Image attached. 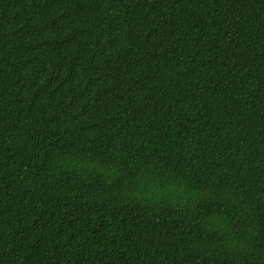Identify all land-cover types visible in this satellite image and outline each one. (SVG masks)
<instances>
[{
    "label": "trees",
    "instance_id": "trees-1",
    "mask_svg": "<svg viewBox=\"0 0 264 264\" xmlns=\"http://www.w3.org/2000/svg\"><path fill=\"white\" fill-rule=\"evenodd\" d=\"M0 264H264V0H0Z\"/></svg>",
    "mask_w": 264,
    "mask_h": 264
}]
</instances>
